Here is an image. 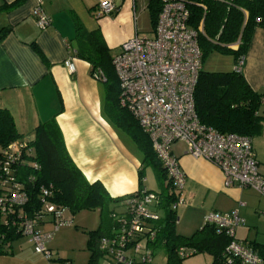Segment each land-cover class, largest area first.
Here are the masks:
<instances>
[{
  "label": "crops",
  "instance_id": "1",
  "mask_svg": "<svg viewBox=\"0 0 264 264\" xmlns=\"http://www.w3.org/2000/svg\"><path fill=\"white\" fill-rule=\"evenodd\" d=\"M101 1L40 0L51 18L48 27L40 30L31 15L36 0H0V108L12 115L18 133L26 139H33L38 122L55 117L65 148L85 179L101 182L112 198H118L137 191L141 158L119 141L105 118L101 82L89 74V63L75 56L73 22L78 19L87 30L98 27L114 53L138 34L137 22L145 10L150 21L149 0H111L116 12L98 17ZM254 30L241 73L251 89L258 91L264 89V29ZM71 56L75 70L70 73L65 60ZM171 151L184 174L183 203L176 213L182 206L185 227L200 229L211 211L237 209L243 223L236 228L235 239L264 255V197L251 188H225L219 168L189 155L181 142H173ZM256 158L259 170H264L257 154ZM24 243L30 244L20 242ZM13 253L12 248V254L0 255V264H13L18 258Z\"/></svg>",
  "mask_w": 264,
  "mask_h": 264
},
{
  "label": "trees",
  "instance_id": "2",
  "mask_svg": "<svg viewBox=\"0 0 264 264\" xmlns=\"http://www.w3.org/2000/svg\"><path fill=\"white\" fill-rule=\"evenodd\" d=\"M185 2L189 11L188 26L198 32L197 44L201 51L202 63L207 54L218 52L233 56L235 66L241 57H245L254 29H264V0H185ZM160 8V0H149L147 10L152 31ZM200 24L201 31H198ZM73 25L75 56L89 63V74L92 77L96 71L104 75V80L100 82L106 91L102 104L105 118L114 129L129 135L141 153L137 192L145 190L142 179L144 168L148 166L153 169L160 183V191L155 193L159 196L161 219L151 222L153 228L157 230L149 245L153 258L154 252L158 250L165 254V261L162 264H182L186 259L178 253V249L182 247L192 251L193 254L190 256L209 254L210 264H242L232 253L225 250L228 244L235 240L253 250L262 263L264 255L261 256L252 245L235 239L234 236L230 237L225 229L215 227L213 224L204 223L200 229L188 236L177 232L176 204L182 192L168 180L166 169L155 155L149 136L142 131L135 117L118 104L120 89L112 65L113 56L118 51L111 52L98 27L87 30L75 18ZM229 45L237 47L234 49ZM193 94L197 118L205 127L219 133H234L250 139L264 134L262 114L264 89L253 91L236 67L230 72H210L202 69ZM15 140H23L28 146V151L21 155L28 163L15 169L17 180L28 199L27 203L19 207L21 214L31 216L39 211L42 203L41 188L51 185L52 192L47 198L71 214L81 210H97L98 226L86 231L85 245L89 257L86 264H102L105 257L99 243L102 238L111 236L117 227L116 221L112 220V214L120 208L119 203L133 194L112 198L101 182L86 180L65 148L64 138L55 117L38 122L33 131V139H26L21 138L18 133L12 115L6 109L0 108V153ZM32 163L37 167H33ZM4 190L5 187H0V195ZM7 218L9 217L0 213V255L12 254L11 244L22 237V232L17 226L3 223ZM149 264H154L153 259Z\"/></svg>",
  "mask_w": 264,
  "mask_h": 264
},
{
  "label": "built area",
  "instance_id": "3",
  "mask_svg": "<svg viewBox=\"0 0 264 264\" xmlns=\"http://www.w3.org/2000/svg\"><path fill=\"white\" fill-rule=\"evenodd\" d=\"M160 1L161 8L152 35L134 34L118 46L119 50L113 56V70L120 89L119 106L127 109L149 136L155 155L166 169L168 180L179 192L184 188L185 180L171 151L176 141L185 144L186 152L192 157L203 158L217 166L225 188H251L264 197V170H259L252 140L234 133H219L202 125L197 118L193 92L202 70V57L197 44L198 32L188 26L189 11L185 0ZM36 2L31 15L35 25L44 30L51 23V18L42 9L40 0ZM96 12L101 17L116 11L111 0H104L98 4ZM198 31H201V24ZM72 59L71 56L65 60L70 73L75 70ZM242 64L243 57L234 67L241 71ZM93 79L103 81L104 75L96 71ZM26 151L28 146L23 140L12 141L1 150L0 187H5V190L0 195V213L10 218L4 219L3 223L17 226L35 252L43 255L50 264L52 254L45 244L54 234L40 229L41 222L51 223L56 230L68 222L63 219L67 209L47 198L52 192L51 185L41 188L39 211L31 216L21 214L19 207L28 199L17 180L15 169L28 163L21 157ZM31 165L37 167L35 163ZM182 203L179 196L176 205ZM118 206L121 210L112 214L117 227L111 236L102 238L99 243L105 257L102 264L151 263L153 255L149 245L157 231L151 222L161 219L158 194L151 190L139 191L125 197ZM204 223L225 229L227 235L233 237L243 219L237 209L224 213L211 211L205 215ZM225 250L242 264H261L258 255L242 242L232 240ZM178 253L185 258L193 254L182 247Z\"/></svg>",
  "mask_w": 264,
  "mask_h": 264
},
{
  "label": "rangeland",
  "instance_id": "4",
  "mask_svg": "<svg viewBox=\"0 0 264 264\" xmlns=\"http://www.w3.org/2000/svg\"><path fill=\"white\" fill-rule=\"evenodd\" d=\"M138 23V35L147 34L151 36L152 24L148 20V14L145 10L141 13ZM234 59L231 55H223L220 53H209L205 56V59L202 63L203 71L210 72H230L234 69ZM100 85V96L102 102L105 100V87L102 83ZM262 114H264V108H262ZM115 133L119 137V141L136 157L142 158L137 145L134 144L132 139L126 133L120 132L117 129H114ZM252 142L253 150L257 154L258 159L261 161V164H264V136H257L253 139ZM143 187L145 190L159 192L160 183L157 180V177L149 166L144 168L143 173ZM137 192V191H136ZM134 192V193H136ZM132 193V194H134ZM121 208H117L116 211H120ZM182 211V206H179L177 210L178 220L175 224V229L177 232H180L185 235H190L197 228L195 226L185 227L187 221L182 220L180 213ZM161 215V211L159 210ZM64 219L68 222L61 225L58 229L54 230V225L51 223H44L40 226V229L46 232H53V237L46 242L47 249H50L53 259L50 264H86L88 260V252L86 250V231L94 229L99 224V214L97 210H81L76 214H71L68 210L64 213ZM182 228L180 229L179 227ZM185 229V231H184ZM54 230V231H53ZM26 242L27 237L22 236L17 241L12 243V248L14 250L15 256L18 255V258L15 259L13 264H48V261L43 257V255L35 252L32 244H20L23 241ZM153 263L162 264L165 261V254L162 251L154 252ZM211 256L207 253H201L199 255H193L189 258H186L182 264H210ZM140 264H149V263H140Z\"/></svg>",
  "mask_w": 264,
  "mask_h": 264
}]
</instances>
